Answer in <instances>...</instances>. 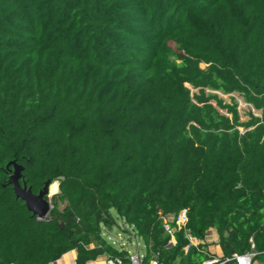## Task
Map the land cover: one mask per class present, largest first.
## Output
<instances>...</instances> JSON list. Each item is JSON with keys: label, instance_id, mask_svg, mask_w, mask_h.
Wrapping results in <instances>:
<instances>
[{"label": "trees", "instance_id": "trees-1", "mask_svg": "<svg viewBox=\"0 0 264 264\" xmlns=\"http://www.w3.org/2000/svg\"><path fill=\"white\" fill-rule=\"evenodd\" d=\"M115 227L145 264H264V0H0V264H131Z\"/></svg>", "mask_w": 264, "mask_h": 264}, {"label": "water", "instance_id": "water-1", "mask_svg": "<svg viewBox=\"0 0 264 264\" xmlns=\"http://www.w3.org/2000/svg\"><path fill=\"white\" fill-rule=\"evenodd\" d=\"M10 167L12 170L9 171V184L13 187L16 197L22 200L28 211L38 219H46L52 210L50 198L53 195L50 194V182H47L37 195L33 194L23 179V168L14 161L8 164L7 168ZM171 246L172 243L169 244V247Z\"/></svg>", "mask_w": 264, "mask_h": 264}, {"label": "built area", "instance_id": "built-area-1", "mask_svg": "<svg viewBox=\"0 0 264 264\" xmlns=\"http://www.w3.org/2000/svg\"><path fill=\"white\" fill-rule=\"evenodd\" d=\"M165 221L167 222L166 231L170 234L172 238L171 243H173L174 242L173 234L175 232V228L172 227V223L174 222V218L172 216H168L165 218ZM186 222H187L186 212H182L175 223L177 227L185 228ZM187 238L190 241V244L193 246H198L200 244L199 241L192 238L189 233L187 234ZM121 248L126 249V245L121 244ZM252 248L254 249V245L252 246ZM128 258L131 264H145L144 254H141L137 251H129ZM231 262H233L234 264H255V254L249 253V254H244V255H234L232 258H226V259H222L221 257H214L208 261H205L203 264H229ZM115 263L121 264V260L119 259L111 260L107 258V261L105 264H115ZM150 264H160V263H158V261L156 260H153L150 262Z\"/></svg>", "mask_w": 264, "mask_h": 264}, {"label": "rangeland", "instance_id": "rangeland-1", "mask_svg": "<svg viewBox=\"0 0 264 264\" xmlns=\"http://www.w3.org/2000/svg\"><path fill=\"white\" fill-rule=\"evenodd\" d=\"M218 96L219 98L224 100V102L227 104H231L232 99H234L238 103V110H239V114L241 116L242 122H247L249 120L250 111H252V113H255L252 110V108L249 105H247L242 99V97L238 94L226 96V95H222L219 93ZM106 235L108 236L109 241L116 247L120 248L121 244H124L126 245V249H128L129 251H137L141 254H145V249H144L143 244L139 240H135L132 237L133 235L123 234L120 228L115 227L113 231L106 232ZM209 237H211L213 241H216V235L214 231H211L209 233ZM129 238H131V240L133 241H128ZM213 249H214L213 251H215V248Z\"/></svg>", "mask_w": 264, "mask_h": 264}, {"label": "crops", "instance_id": "crops-1", "mask_svg": "<svg viewBox=\"0 0 264 264\" xmlns=\"http://www.w3.org/2000/svg\"><path fill=\"white\" fill-rule=\"evenodd\" d=\"M128 241H131V240L128 239ZM76 258H77V252L71 251V252L65 254L61 259H59L58 261H56L52 264H76ZM106 261H107V257L103 256V257H100L93 264H105Z\"/></svg>", "mask_w": 264, "mask_h": 264}, {"label": "bare ground", "instance_id": "bare-ground-1", "mask_svg": "<svg viewBox=\"0 0 264 264\" xmlns=\"http://www.w3.org/2000/svg\"><path fill=\"white\" fill-rule=\"evenodd\" d=\"M58 183H54L50 186V194L55 195L58 193Z\"/></svg>", "mask_w": 264, "mask_h": 264}, {"label": "clouds", "instance_id": "clouds-1", "mask_svg": "<svg viewBox=\"0 0 264 264\" xmlns=\"http://www.w3.org/2000/svg\"><path fill=\"white\" fill-rule=\"evenodd\" d=\"M51 203V202H50Z\"/></svg>", "mask_w": 264, "mask_h": 264}]
</instances>
